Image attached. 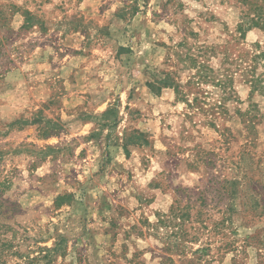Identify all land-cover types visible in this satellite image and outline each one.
<instances>
[{"label":"rangeland","instance_id":"374dc122","mask_svg":"<svg viewBox=\"0 0 264 264\" xmlns=\"http://www.w3.org/2000/svg\"><path fill=\"white\" fill-rule=\"evenodd\" d=\"M0 264H264V0H0Z\"/></svg>","mask_w":264,"mask_h":264},{"label":"trees","instance_id":"16d2710c","mask_svg":"<svg viewBox=\"0 0 264 264\" xmlns=\"http://www.w3.org/2000/svg\"><path fill=\"white\" fill-rule=\"evenodd\" d=\"M255 11H256V14L258 15L257 18L260 19L261 18V14H262L261 7L255 8ZM257 18H256V20H257ZM251 20H252V22L256 23V21H254L253 18ZM160 84H163V86H171L172 85V83L171 82H168L166 79H162L160 81ZM106 112H108V111H106ZM30 260H32V259H30Z\"/></svg>","mask_w":264,"mask_h":264}]
</instances>
